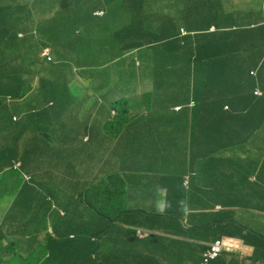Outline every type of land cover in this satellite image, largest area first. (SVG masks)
I'll use <instances>...</instances> for the list:
<instances>
[{
  "label": "trees",
  "instance_id": "16d2710c",
  "mask_svg": "<svg viewBox=\"0 0 264 264\" xmlns=\"http://www.w3.org/2000/svg\"><path fill=\"white\" fill-rule=\"evenodd\" d=\"M196 1L190 0L191 3ZM162 4L160 0H140L137 10L131 11L127 26L122 21L116 27L112 23V6L103 4L100 0H80L77 2V7L83 10L86 16L70 18L71 22L66 27L67 17L40 20L38 26H32L27 19L21 31L23 36H19L20 32L15 34L0 32V42H5V36H13L9 39V42H12L6 47L0 46V110L4 108L1 96L11 95L22 98L21 101L24 100V103L35 110L32 115L35 114L42 120L35 122L36 124H43L50 129L55 125L81 127L85 122L80 112L74 111L72 100L77 95L71 90V86L77 85V77L80 76L87 82V96L97 101L96 104L100 107L96 117L86 125L85 132L93 130L91 127L100 124L91 126L92 122L109 123L112 110L117 112L116 119L121 117L118 122L109 126L122 123L129 126L128 124L138 120L129 117L132 99L139 94L143 80L149 77L154 88L144 92L141 103L148 107L149 113L143 115V119L149 122L194 123L202 126L205 128L202 142L205 155L210 154L217 147L212 145L217 139L214 136L215 132L223 133L218 146L232 138L233 121L237 139H243L245 132L247 135V125L250 124L249 136L252 138V148L261 147L264 144V60L258 76L249 78L252 88L250 87L247 101L249 100L252 106V112L248 115L249 120H246V124L243 115H238L232 110V89L219 95L206 93L208 94L206 102L198 97L195 103L200 107H192L195 96L193 100L190 97L196 94L194 83L196 82V87L199 85L197 71L203 64L198 52L203 46L202 41L209 38L207 33L188 27V24H184L183 27L187 35L182 36L180 32L182 27L176 26ZM60 9L62 10L59 6ZM97 9H104V15H96ZM107 25L109 28L105 36H101L98 31H88L92 26L103 29ZM214 35L218 43L228 42L223 35ZM251 35L252 39L257 41L255 61L259 62V59L264 58V27L258 25L256 29L251 30ZM253 40L252 43L256 44ZM46 46L52 48L54 56L52 61L41 55ZM201 51L206 52L204 47ZM101 52L103 55L99 58ZM224 57L236 58L232 52H227ZM234 66L239 67V62ZM204 72L212 74L211 70H203L202 73ZM39 74H44V79L47 80L44 83L46 99L31 101L29 92L35 88V93L36 87L38 89L42 84L41 77L37 85L35 84ZM227 74L228 71L224 70L223 75ZM258 81L261 82L262 97L254 94ZM59 83L61 89L55 91V85ZM207 89H212V85L207 86ZM245 93H248V90ZM176 106H182V112L176 113ZM227 106L230 110H226ZM14 114L16 113L10 111L8 118L16 129L25 116L15 122ZM112 133L108 139H105V146L120 145L121 131ZM7 144L9 143L0 144V161L4 158L3 153L7 154L5 151V148L9 147ZM156 149L164 151L162 146H157ZM82 150H90L95 154L94 166L90 163L86 164L87 167L93 168L90 180H79L76 178L78 176H70L64 171L63 165L54 166L45 159L39 160V164L33 161L34 174L40 169H51L55 172L58 170L66 176L62 179L63 186L59 196H48L50 201L46 202V205L49 207V213L46 218L53 217L52 212H56L57 227L64 225L68 227V231L64 233L57 231V237L63 239L64 250L67 253L80 254L72 258L49 257V264L168 263L162 254L165 246L162 237L151 232L146 237L140 238L136 228L150 231L168 230L170 233L200 240L211 237L214 225V221L210 220L212 215L199 214L197 209H194L189 217L190 226H184L181 221L185 216L186 207L178 205L176 212H172L167 218H155L150 215L153 214L151 211L143 209L140 205L138 197L141 191L134 195L137 192V182L133 176L128 175V172L125 175L122 173L121 158L111 153L107 172L105 169L107 161L96 169L102 159L98 151L90 146ZM137 156L139 157L140 154ZM134 157L135 155L130 158ZM129 160L141 168L140 159ZM175 181L183 185L185 179L179 178ZM261 195L262 193L252 194L250 203L252 207L256 208L260 204L257 201ZM180 196L185 197V193L181 192ZM229 204L232 207L236 206L232 202L227 203L226 206ZM53 206L56 209H53ZM41 210L33 208L29 210V214L35 216L36 212ZM61 211L64 212L63 217L60 216ZM224 218L229 220L230 216ZM9 224L13 222L5 223L6 230L9 229ZM4 227L0 229V238L5 235ZM73 227L80 229L74 230ZM238 230L246 234H264V227L259 226L238 227ZM245 238L248 242L247 236ZM19 244L14 242L15 246ZM196 251V246L189 244L185 256L184 250L172 247L168 256L174 261L181 256L182 264L186 260L188 264H194L191 260L196 259L194 256ZM255 257L263 260L259 256ZM17 261V258H13L12 264H21Z\"/></svg>",
  "mask_w": 264,
  "mask_h": 264
},
{
  "label": "crops",
  "instance_id": "0c3cea01",
  "mask_svg": "<svg viewBox=\"0 0 264 264\" xmlns=\"http://www.w3.org/2000/svg\"><path fill=\"white\" fill-rule=\"evenodd\" d=\"M78 1L80 0H0V32L9 34L21 32L27 19H29L32 26H38L40 20L67 17L66 27L71 22L70 18L86 16L83 10L77 7ZM100 1L103 4L115 6L118 1L122 0ZM171 1H174V4L178 2L169 15L175 21L177 27L180 25L183 29L184 24H188V27L207 33L209 38L202 41L203 46L198 52L199 59L203 60V64L197 71L199 85L196 87V82L194 83L196 94H192L190 97L193 100L195 96L192 103H195L198 97L206 102L208 98L206 93L219 95L232 89V110L238 115H243L246 124V120H249L248 115L252 112V106L249 100L247 101L250 92L249 78L251 77V75H247V72H261L264 60V58H261L258 60L259 62L255 61L257 41L251 37V30L256 29L264 21V0H197L196 3L183 2L184 0ZM59 6L62 10H59ZM35 13L40 17L35 19ZM121 13L122 11L119 10L118 14L123 18ZM214 34L223 35V38L228 42L218 43ZM12 38L13 36L10 35L5 36V42H0V46L6 47L7 44L12 42H9V39ZM252 40L256 44H253ZM203 47L206 50L205 53L201 51ZM227 52H232V55L234 54L236 58L224 57ZM99 58H102V54ZM238 62L240 66L236 68L234 64L237 65ZM203 70H211L212 74L202 73ZM224 70L228 71L227 75H223ZM45 81L43 74L41 75L42 84L36 90L39 91L38 93L44 90ZM151 81L152 79L149 77L147 80L144 79L139 94L132 99L133 104L129 112L130 118L141 117L149 113L148 107L143 106L141 102L143 101L144 92L147 89L154 88ZM210 84L212 89L208 90L207 86ZM247 90L248 93H245ZM38 100L41 99L38 98ZM18 103L16 101H3L4 108L0 110V144H14L15 147H7L5 151L8 152L10 149L16 151L17 156L20 158V167L32 169L33 162L28 161L29 159L39 164V160L44 159L47 149L51 148V153L46 158L48 160L58 153L59 142L65 143L68 140H61L63 133L61 128L56 125L53 129L47 128L43 124H34L31 127L22 129L24 123L18 127L20 131L15 130V126L10 123L8 118V116L10 117V111L20 116L30 115L33 111L29 105L24 103V100ZM195 106L200 107L198 104ZM89 108L87 104L82 111L83 116ZM201 111L204 112L202 109ZM175 112L180 113L182 110H175ZM97 123L100 124L91 127L93 130L89 131V135L94 136L91 143L92 147L104 145L103 138L108 139L113 134L105 131L107 123ZM128 125L121 132L122 140L116 148L125 163H129V159H140L141 171L146 173L141 180L143 192L149 194L152 191L154 198L159 195V200L154 199L153 201V208L158 207L160 211H164L167 207L166 195L174 192L178 194L177 202L180 206H185L184 197L180 196V193L183 192L185 195H189L193 203L200 205L205 213L212 215L210 220L214 221V225L211 237H214L217 232L220 235L228 230L232 232V229L226 228V224L221 226L218 223L217 217H215L216 213L210 212L217 209V205L221 202L224 203L223 197L225 195L227 196L224 199L236 204L239 208H251L252 194L259 195L262 193L259 199L264 205V173L261 171V169H264V161H261L262 155L255 150L256 148H252V138L249 136L250 124L247 125V135L245 132L243 139H237L236 126L233 121L232 138L219 146L218 141L221 140L223 133L215 132L214 136L217 139L212 145H217V147L208 155H205L202 150L205 135L203 131L205 128L202 126L194 123L149 122L143 118H138L136 122ZM74 128L77 127L74 126ZM213 128L217 129V127ZM84 129L85 126L79 130L84 132ZM63 132L68 137H78L70 130L64 129ZM157 146H162L164 151L157 150ZM138 154H140L139 157L130 158ZM3 157L5 158L4 162L8 165L13 161V157L6 153H3ZM82 161V159H78L76 163L80 165ZM92 171V167H85L81 175H90ZM150 172H159L161 179L156 180L148 174ZM192 172L197 174L192 175L189 186H186L185 182L180 185L175 181L179 178L186 180ZM69 175L76 177L72 174ZM3 177L6 182L4 185H0V224L3 222V227L8 221H12L13 224H9L8 230L4 227L5 235L3 236L5 239L0 245V259H2L0 264H9L8 260H12L14 257L22 258L21 264L26 263V258L38 259V263L31 261L28 264H44L45 259L49 256L52 258L80 256V254H74L73 252L67 253L63 247V239L55 238L54 233L57 231L60 233L68 231L66 225L60 228L57 227L56 212H52L53 217L46 218L49 213V207L46 205V202L49 203L50 201L48 196H59L63 180L54 183L43 169L35 174L33 173L32 181L34 183L31 186H28V183L23 185L26 180L24 174L12 168L0 174V180ZM251 177L259 178V182L251 185ZM76 178L85 180L82 177ZM21 187L22 191L17 197ZM156 202L159 203L158 206ZM33 208L42 210L36 212V215L33 216L29 214V210ZM232 208L234 207L229 206L227 208L231 211V214ZM240 211L243 212L238 211L233 214L242 220L248 217L247 226L264 227V217H256L247 209ZM224 214L229 213L225 211ZM60 216H64L63 211L60 212ZM12 226L13 228H11ZM73 229L79 230L80 228L73 227ZM12 235L19 236L14 237ZM158 235L162 237L163 243H165L162 254L166 261L172 264L177 263V260L180 263L183 262L181 256H178L175 261L172 260L171 256H168L172 247L181 251L184 250V255L187 256L189 247L187 243L191 241L194 244L199 241L191 237L185 239L170 236L164 232ZM48 238L54 241L50 245ZM203 240L209 241L208 239ZM14 242L20 244L15 246ZM194 245L196 246V244ZM253 247V256L252 249H249L247 257L226 254L222 262L227 264H264V234H261V238L253 244ZM201 255H203V252L197 250L194 255L197 258V264L201 261ZM255 256H259L263 260H258Z\"/></svg>",
  "mask_w": 264,
  "mask_h": 264
},
{
  "label": "clouds",
  "instance_id": "9594fccd",
  "mask_svg": "<svg viewBox=\"0 0 264 264\" xmlns=\"http://www.w3.org/2000/svg\"><path fill=\"white\" fill-rule=\"evenodd\" d=\"M139 1L140 0H122V1H118L115 6H113L111 4H108L109 6H112V8H113L112 9V13H113L112 14L113 15L112 16L113 17L112 23L114 25H116V27H118V23L123 21V23L126 26L127 23H128L127 21L130 19L131 11L137 10V8L139 6ZM160 1L163 2L162 5L168 11L169 15L171 14L172 9L175 8L176 4L178 3V2H176L174 4L173 3L174 1H171V0H160ZM185 1H190V0H184L183 2H185ZM119 10L122 11L121 15H123V18H121V16L118 14ZM104 13H105V10L101 9V10H97L96 15L103 16ZM35 16H36L35 19L40 17V16H37L36 13H35ZM261 25L264 27V21L261 23ZM108 28H109L108 25H107V27H105L103 29H98L95 26H92V27H90L88 29V31H98L101 36H105L106 32L108 31ZM112 30H113V28H112ZM180 32H181L182 36L187 35V31H185V29H181ZM19 36H23V33L20 32ZM41 55H42V57L46 58L49 61H52L53 58H54V56L52 54V48L50 46L44 47L42 52H41ZM262 64H263V62H262ZM258 73H256L255 71H250V72H247V75H251V77L252 76L253 77H257ZM40 77H41V74H39L38 77L36 78V83H35L36 85H37L38 79L40 80ZM77 83L80 85V87L82 89L79 92L80 95L79 96H75V98L72 100L74 102V111H79L80 114L82 115V113H83L82 111L85 109L87 104L90 107L87 112H84L85 115L84 116L82 115V118H83L82 120L85 123L81 127L85 126L84 132L79 130L81 127H77L74 130V128H69V127H66V126H63V125H56L57 127H60L61 130H62L63 134L61 135V140L62 141L68 140V141L65 142V143L59 142L58 148H57L58 149V153L55 156L50 157L48 160H46V158L51 153V148H48L47 151L45 152V155H44L43 158L45 159V161L51 163L54 166L61 167L63 165L64 171H66L67 173L69 172V174H72V175L78 176V177H82L85 180L86 179L90 180L92 175H93V171L91 172L90 175H81V173L83 172L84 168L87 167L86 164L90 163V164H92V166H94L95 154L92 151H90V150H82V149L84 147H86V146L92 147L91 143H92V140H93L94 136H90L89 135V131L90 130H88L87 132H85V130H86V127H87L86 125L90 121H92L96 117V114L100 111V107H99V104H96L97 101L91 100L87 96V94H86V92H88L87 82L84 81L82 79V77L78 76L77 77ZM249 84H250V87L252 88V84H251V80L250 79H249ZM260 85H261V82L258 81V82H256V86L254 88V90H255L254 94L257 97H262L263 96V92L261 91ZM34 89H32L29 92L30 93V98L32 99V101L33 100H38V98H40L42 101H44L46 99L45 88L40 93H38L39 91H36L34 93V91H35ZM36 90H37V87H36ZM58 90L59 89L57 88V85H55V91H58ZM1 98L3 99V101H6V102H12V101L20 102L22 100V98H15V97H13L11 95H4V96H1ZM195 105H196V103H192V107H194ZM131 108H132V106H131ZM182 109H183L182 106L175 107V110H177V111H181ZM32 110H33L32 113H34L35 110L34 109H32ZM226 110H230L229 106L226 107ZM130 111H131V109H130ZM32 113L30 115L25 116V118L22 120L20 126L25 123L22 126V129H24L26 127L33 126L34 124H36L35 122H39V121L42 122V120L37 115H35V114L32 115ZM116 114H117V112L115 110L111 111V117L112 118H111L110 122L107 123L108 125H106V127H105L106 130L104 129L109 134L112 133V132H115V131H121L122 132L127 127V124H124V123L118 124L117 126H115V125L114 126H109L110 124L116 123V122L119 121L121 116L118 119H116ZM142 117H144V116L134 117V118L136 119V118H142ZM21 118H22V116H20V115H16V114L13 115V120L15 122L17 120H21ZM96 123L97 122H92L91 126L93 124H96ZM112 127H115V128L114 129H109V128H112ZM28 129H30V128H28ZM64 129L65 130L67 129V131H69V130L72 131L78 137H74V136L68 137L66 134H64V132H63ZM15 130H19V129L16 128ZM4 134H6V133H4ZM103 141H104V144H105V139L104 138H103ZM8 146L9 147H15L14 144H8ZM92 148L95 149L96 151H98L99 155L102 158L101 161L99 162V164L97 165L96 169L99 168L101 163L107 161L105 169L108 172L109 166H110V161H111V155L114 154L117 157L121 158L120 152L116 148V146L108 147V146L102 145L100 147H92ZM255 150L259 154L262 155L261 161H264V145H262L261 147L256 148ZM7 154L13 157V161L10 163V165H8V163L4 162L5 158H3L0 161V163H2V166H0V174H2L3 172L9 170V168H12V169H15L17 172L24 174V178L26 180L24 179L25 182L23 183V185H25L26 183H28V186L33 185L34 182L32 181V179H33L32 170H33L34 164H33L32 169H27L25 167L24 168L20 167V165H19L20 158L17 156L16 151L10 149L7 152ZM135 157H138V156H135ZM78 159H82L83 160L80 165L76 163V161ZM136 160H139V159H136ZM28 161L33 162L32 159H29ZM263 165H264V162H263ZM43 170L54 183L66 178V176L63 173H61L60 171H58V170L56 172L54 170H51V169H43ZM141 170L142 169L139 168L136 165L135 162L129 160V163H125L122 160V173L125 175L128 172V175L133 176L135 178V181L137 182V192L134 195H137L141 191V193H140L138 198H139V201H140V205H142L143 209L151 211V213H153V214H150V215H153L155 218H158V217L159 218H162V217H166L167 218V216L171 215L172 212H176V209H177L178 205H180L177 202L178 201V194L177 193H168L166 195L167 196V207H166V209L164 211H160L158 207H156V208L152 207L154 199H156V201L159 200V195L154 198V196L152 195V191H150L149 194H145L143 192V190L141 188V180L143 178V175L146 174V173H144V171H141ZM263 170H261L262 173L264 172ZM148 174H150V176H152L156 180L161 179V177L159 176L160 175L159 172H150ZM196 174H197L196 172L190 173V175L185 180L186 186L190 185V178L192 177V175H196ZM258 180H259V178L251 177L250 178L251 185L254 184V183H258L259 182ZM5 182H6L5 178L3 177L0 180V185H4ZM32 190L33 191H37L36 189H32ZM20 191H22V187L19 190V192L17 194V197L20 194ZM36 194H37V192H36ZM226 196L227 195H225V197ZM225 197H223V202L224 203L221 202V204L217 205L218 206L217 209H214L213 211H210V212L216 213L217 214L218 223L221 226H224L226 224L227 225L226 228L227 229H232V232L228 230V231H225V233L223 235H220L217 232L216 236L210 237L208 239L209 241H205L203 239H201V240L198 239L199 241H197L194 244H196V249L197 250L203 252V255H201V257H202L201 261L198 264H221V263L227 264L226 262H222L224 260V256L226 254H233V255H236V256H239V257H242V256H246L247 257L249 249H252V256H253V253H254L253 244L261 238V234H259V233H255V234H250V233L246 234V232L241 233V231L238 230V227L244 228L245 226H247V221H249V219H248V217H246V219L242 220V219L238 218L236 215L233 214V213L238 212V211L239 212H243V211H240V210H246L247 209V211L252 212L253 214H255L256 217H264V205L260 201V199L257 201V203H260V204L256 208L252 207L251 205H250L251 208H241V207L239 208V206H235L234 208H232L233 211H232V214H231V211L228 210L227 208H229V206L232 207V205L229 204V206H226V204L229 203V201L224 199ZM184 201H185V207H186L185 209L186 210H185V216H184V218L181 221L184 224V226H186V225L190 226L189 217H190V214L192 212H194V209H197L199 214H208V213H205V211L201 208L200 205H197V204L193 203L191 201L189 195H185ZM156 205L158 206L159 203L156 202ZM53 207L55 209V206H53ZM225 211L228 212L229 214H224ZM227 215L230 216L229 220L224 218ZM2 226H3V222L0 224V229H1ZM248 227L250 228V226H248ZM136 230H137L138 236L140 238L146 237V235L148 233H151V232L156 233V234H163V232H164V233H167L170 236H174V237H180V238H185V239L186 238H190V237H186V236L181 235V234L170 233L168 230H160V231H152L151 230L150 231V230H146L144 228H136ZM54 236H55V238H58L57 237L58 236L57 232L54 233ZM245 236H247V239L249 240L248 242H247ZM73 237L74 236H71V238H73ZM4 239H5L4 236H2L0 238V245H1V242ZM48 239H49V245L54 242L53 239H50V238H48ZM187 244L191 245L192 243H191V241H189V243H187ZM14 258L18 259L17 262H20L21 260H23L22 258H18V257H14ZM1 261H2V259H0V262ZM12 261H13V259L12 260H8L9 264H12ZM25 261H26L25 264H28L31 261H34V263H38V259H36V258H26ZM45 261L46 262L44 264H49V262H50L49 258H46ZM182 261H183V259H182ZM196 261H197V258L195 260H191V262L194 263V264H197ZM182 263L178 262V260H177V263H175V264H182ZM166 264H168V263H166ZM184 264H187V260L184 261Z\"/></svg>",
  "mask_w": 264,
  "mask_h": 264
},
{
  "label": "rangeland",
  "instance_id": "374dc122",
  "mask_svg": "<svg viewBox=\"0 0 264 264\" xmlns=\"http://www.w3.org/2000/svg\"><path fill=\"white\" fill-rule=\"evenodd\" d=\"M101 54L103 55V52H101ZM68 63H70V64H72L70 61H68ZM73 65V64H72ZM57 88H59V89H61V84L59 83V84H57ZM82 88L80 87V85L77 83V85L76 86H71V90L73 91V92H75V94L77 95V96H79L80 95V90H81ZM134 97V96H133Z\"/></svg>",
  "mask_w": 264,
  "mask_h": 264
}]
</instances>
